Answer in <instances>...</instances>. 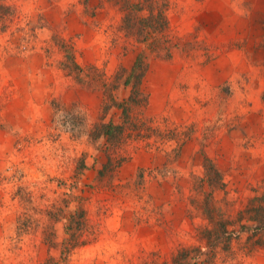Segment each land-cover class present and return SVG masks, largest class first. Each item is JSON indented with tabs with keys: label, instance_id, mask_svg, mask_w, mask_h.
<instances>
[{
	"label": "rangeland",
	"instance_id": "obj_1",
	"mask_svg": "<svg viewBox=\"0 0 264 264\" xmlns=\"http://www.w3.org/2000/svg\"><path fill=\"white\" fill-rule=\"evenodd\" d=\"M251 204L264 0H0V264H264Z\"/></svg>",
	"mask_w": 264,
	"mask_h": 264
},
{
	"label": "trees",
	"instance_id": "obj_2",
	"mask_svg": "<svg viewBox=\"0 0 264 264\" xmlns=\"http://www.w3.org/2000/svg\"><path fill=\"white\" fill-rule=\"evenodd\" d=\"M164 28L165 29H167L166 28V23L164 22ZM137 63H140V59L139 58H137V60H136V62H135V64H134V66H133V69H132V71L129 73V78L130 77H134V75H135V72H136V65H137ZM142 75H143V72L142 71H140L138 74H137V77H138V81L136 82V84L133 86V91L131 92V95L127 98V99H124V100H122L121 102H118L117 103V105L118 106H124V105H126V103L127 102H131L132 101V94L133 93H135V92H137V95L139 96V95H141V94H139L140 93V91H139V82H140V78L142 77ZM135 98H137L136 96H135ZM134 98V99H135ZM110 99H112V101L113 102H115V100L113 99V98H111L110 97ZM134 102H139V100L138 99H135V101ZM116 103V102H115ZM123 117L124 118H126V119H129L130 118V115H129V113H128V110H127V106L125 107V108H123ZM100 128H102L101 129V131H102V134H105L107 137H110V136H113L115 133H116V135L118 136V135H120L121 133H122V130H123V125L122 124H114L113 122H108V123H102L100 126H99ZM259 198H253V201H257ZM251 205H253V207L252 208H256V206H259V207H262L261 205H256V204H251ZM251 208V209H252ZM256 210V209H255ZM83 211V210H82ZM82 211H75V212H72L69 216V218L71 219V220H74V218H75V216H77V217H81L82 218V220H80L79 222H77V223H79L80 224V222L82 221V223H83V217H84V212H82ZM258 214L259 213H261V214H259V216H260V219L259 218H252V220H256V219H259V223H262L263 225H264V206L262 207V210L260 211H258L257 212ZM258 214H257V216H258ZM253 217H255V216H253ZM73 246H75L74 244H71L70 242H68L67 243V241L66 240H64L62 243H61V254H63L65 251H67V250H69L71 247H73ZM46 264H48V262L46 263Z\"/></svg>",
	"mask_w": 264,
	"mask_h": 264
}]
</instances>
